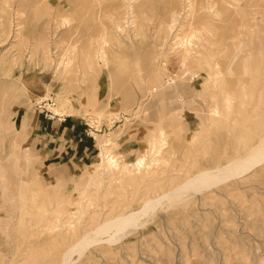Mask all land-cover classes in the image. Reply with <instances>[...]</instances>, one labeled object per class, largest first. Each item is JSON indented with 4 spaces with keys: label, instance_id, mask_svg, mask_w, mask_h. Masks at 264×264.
<instances>
[{
    "label": "rangeland",
    "instance_id": "374dc122",
    "mask_svg": "<svg viewBox=\"0 0 264 264\" xmlns=\"http://www.w3.org/2000/svg\"><path fill=\"white\" fill-rule=\"evenodd\" d=\"M221 2L0 0V264H264V156L220 170L264 139V0Z\"/></svg>",
    "mask_w": 264,
    "mask_h": 264
},
{
    "label": "bare ground",
    "instance_id": "6f19581e",
    "mask_svg": "<svg viewBox=\"0 0 264 264\" xmlns=\"http://www.w3.org/2000/svg\"><path fill=\"white\" fill-rule=\"evenodd\" d=\"M169 1V0H168ZM206 2V1H205ZM217 2V1H216ZM224 0H222V5H224ZM219 4V3H218ZM179 6V5H178ZM189 6V5H188ZM220 6H221V4H220ZM226 6H227V4H226ZM226 6H224V7H226ZM170 7V6H169ZM176 7V6H175ZM207 7V6H206ZM230 7V6H229ZM179 8V7H178ZM181 8V7H180ZM180 8H179V10H180ZM264 8V7H263ZM133 9V8H132ZM169 9V8H168ZM174 9V8H173ZM232 9V8H231ZM218 11H219V9H217ZM168 12H171V10H167ZM166 11V12H167ZM205 11V10H204ZM220 11H222V10H220ZM258 11H259V9H258ZM165 12V13H166ZM167 12V13H168ZM206 12V11H205ZM223 12H224V10H223ZM222 12V13H223ZM134 13V12H133ZM172 13V12H171ZM176 13V12H175ZM189 13V12H188ZM204 13V12H203ZM264 13V12H263ZM174 14V13H173ZM166 15V14H165ZM176 15V14H175ZM207 15V14H206ZM224 15H226L227 16V14H225L224 13ZM133 16V15H132ZM177 16V15H176ZM179 16V15H178ZM165 17V16H164ZM187 17V16H186ZM191 17V16H190ZM204 17V16H203ZM173 18V17H172ZM189 18V17H188ZM222 18V17H221ZM223 18H225V17H223ZM165 19V18H164ZM167 19H168V17H167ZM177 19V18H176ZM206 18H204V20H205ZM170 20H172L171 19V17H170ZM202 20V19H201ZM211 20V19H210ZM221 20V19H220ZM227 20V19H226ZM209 21V20H208ZM185 22V21H184ZM187 22V21H186ZM200 22V21H199ZM199 22H197V23H199ZM210 22V21H209ZM232 22V21H231ZM191 24H192V22H190ZM190 23L188 22V25H190ZM193 23H195V22H193ZM206 24H207V22H205ZM216 23V22H215ZM185 24H187V23H185ZM203 24H204V22H203ZM214 24V23H213ZM213 24H210V26L211 25H213ZM233 24V23H232ZM193 25V24H192ZM201 25V24H200ZM215 25V24H214ZM209 26V27H210ZM182 27V26H181ZM181 27H179V28H181ZM198 27V26H197ZM196 27V28H197ZM188 28V27H187ZM194 28H195V25H194ZM195 28V29H196ZM207 28V27H206ZM228 29H230V28H228ZM208 29H206V31H207ZM210 30H212V29H210ZM209 30V32H211ZM216 30V29H215ZM231 30V29H230ZM193 31V30H192ZM205 31V32H206ZM227 31V30H226ZM195 33V32H194ZM192 34V33H191ZM201 34H204V33H201ZM208 35H209V33H207ZM213 34V33H212ZM205 35V34H204ZM203 35V36H204ZM214 35V34H213ZM198 36V35H197ZM202 36V37H203ZM205 37H207V35H205ZM213 37H215V35L213 36ZM200 38V37H199ZM196 39V38H195ZM204 39L205 38H203V43L205 42L204 41ZM208 39V38H207ZM191 40H193V39H191ZM199 40V39H198ZM211 41L213 40V39H210ZM230 41V40H229ZM195 42V41H194ZM200 42V41H199ZM227 42V41H226ZM225 42V43H226ZM209 43V42H208ZM189 44H190V42H189ZM197 44V43H196ZM200 45H201V43H199ZM227 44H230V43H227ZM203 46H204V44H202ZM212 45V44H211ZM190 46V45H189ZM192 46V45H191ZM195 46V45H194ZM209 46H210V43H209ZM199 47H202V46H199ZM205 47V46H204ZM193 48V47H192ZM195 48V47H194ZM193 48V50L194 51H196L195 49ZM197 48V47H196ZM229 48V47H228ZM200 49V48H199ZM201 49H203V48H201ZM204 50H207V48L206 49H204ZM225 50V49H224ZM224 50H223V52H224ZM188 51H191V50H189L188 49ZM194 51H191V52H194ZM212 51V50H211ZM198 52V48H197V51H196V53ZM209 53V52H208ZM193 54V53H192ZM104 55V54H103ZM198 55H201V54H197L196 56H198ZM209 55V54H208ZM209 65V64H208ZM216 65V64H215ZM214 65V66H215ZM213 66V67H214ZM210 69H211V66H210ZM210 73V72H209ZM218 73V72H217ZM213 74V73H212ZM214 75V74H213ZM13 112V114H15L16 113V109L15 110H13L12 111ZM216 111H214V113H215ZM152 151V150H151ZM157 151V150H156ZM158 152V151H157ZM263 156H264V139L260 142V145H259V147L257 148V150L247 159V160H245V162H232L231 164H229V165H227V166H225V167H223L222 169H220L221 171H223V172H225V173H228V175L227 176H225L224 178H226V179H228V178H233V177H235V176H242V175H245V174H247V173H249V172H251L252 170H253V168L255 167V166H258L259 165V163L262 161V159H263ZM143 161H144V159L143 158H140V159H138L136 162H135V168H136V170H139V168H141V166H142V164H143ZM111 163V165H113V161L112 162H110ZM97 163L96 164H92L91 165V167L89 168V171H91L92 173H94L96 170H94L95 169V167H97ZM117 168V167H116ZM119 168V167H118ZM122 170V169H121ZM135 170V171H136ZM219 170V171H220ZM90 175H92V174H90ZM198 177H196V178H193L194 180L195 179H197L198 180V182L195 180V185H199V186H201V187H206V184L207 183H204V180H202V178H204V177H207V173H198V175H197ZM214 178H215V180H219V181H222V180H220V179H224V178H218V176H213ZM192 179V180H193ZM193 180V181H194ZM189 181V180H188ZM188 181H186L185 183H183V188H187L188 187V185H192L194 182L193 181H190V182H188ZM219 181H217V182H219ZM216 182V181H215ZM213 183V182H212ZM214 184V183H213ZM209 187V186H208ZM181 189V188H180ZM178 190H179V188H178ZM155 202L154 201H152L151 203H150V206L151 205H153ZM135 213H133V212H131V213H129V214H127V215H125V216H121V217H119V218H117V219H115V220H112V222H111V227H113V226H116V225H123V226H126V225H128L130 222H132L133 220H134V218H135ZM78 245L80 246V244H79V242H78ZM77 246V245H76ZM78 246V247H79ZM81 246H82V244H81ZM72 247H74V246H72ZM85 247V246H84ZM75 249L77 248V247H74ZM73 248V249H74ZM73 249H68V251L66 252L65 251V254H64V257H63V264H68V262H69V259H70V255L72 254V251L71 250H73ZM74 249V250H75ZM79 249V248H78ZM80 249H81V247H80ZM79 249V250H80ZM83 250V249H82ZM74 252V251H73ZM78 252H80V251H78ZM81 253V252H80ZM70 263V262H69Z\"/></svg>",
    "mask_w": 264,
    "mask_h": 264
},
{
    "label": "crops",
    "instance_id": "0c3cea01",
    "mask_svg": "<svg viewBox=\"0 0 264 264\" xmlns=\"http://www.w3.org/2000/svg\"><path fill=\"white\" fill-rule=\"evenodd\" d=\"M16 114H17V113H16ZM62 121H65V120H64V119H59V123H58V126L56 127V128H57L56 130H58L59 125H60V123H61ZM38 122H39V120L37 119V123H38ZM14 123H16V122L14 121ZM15 125H16V124H15ZM48 125H49L48 122L45 121V122L42 123L41 127H42V129L46 130ZM23 128H24V133H25V127H23ZM49 128L52 129L51 126H49ZM74 128H75V131H74ZM83 131H84V129H82L81 121H79V122L77 123V122H76V119L68 118V119L66 120V122H63V124H62L61 135H62V137H64L65 135H67L68 133H70V134L72 135V137H75V139H78V141H81L82 138H83V137H81L82 134H83V133H82ZM55 132H57V131L53 130V133H55ZM69 141L71 142V139H70ZM76 145H77V144H76ZM68 148H69V150H70L71 157H73L74 155H76L77 152H78L79 155H81V157H82V156H83V153H85V151L87 150V147H86V146H84V147L82 146V149H83L82 151H80L81 148L79 149V151H77V146H76V147L69 146ZM62 150H63V149H61V151H62ZM61 151H60V152H61ZM64 153L66 154V153H67V150H65ZM56 156H58V154H57ZM56 156H55V157H56Z\"/></svg>",
    "mask_w": 264,
    "mask_h": 264
}]
</instances>
